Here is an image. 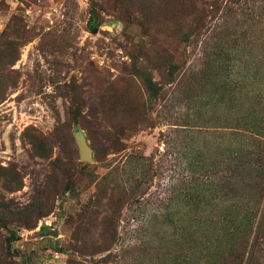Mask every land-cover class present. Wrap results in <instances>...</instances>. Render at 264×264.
<instances>
[{"label":"rangeland","instance_id":"obj_1","mask_svg":"<svg viewBox=\"0 0 264 264\" xmlns=\"http://www.w3.org/2000/svg\"><path fill=\"white\" fill-rule=\"evenodd\" d=\"M196 263L264 264V0H0V264Z\"/></svg>","mask_w":264,"mask_h":264},{"label":"water","instance_id":"obj_2","mask_svg":"<svg viewBox=\"0 0 264 264\" xmlns=\"http://www.w3.org/2000/svg\"><path fill=\"white\" fill-rule=\"evenodd\" d=\"M74 139L79 151L80 161L85 163L94 162V149L90 145L86 136L79 130L74 131Z\"/></svg>","mask_w":264,"mask_h":264},{"label":"trees","instance_id":"obj_3","mask_svg":"<svg viewBox=\"0 0 264 264\" xmlns=\"http://www.w3.org/2000/svg\"><path fill=\"white\" fill-rule=\"evenodd\" d=\"M196 264H199V263H196Z\"/></svg>","mask_w":264,"mask_h":264}]
</instances>
